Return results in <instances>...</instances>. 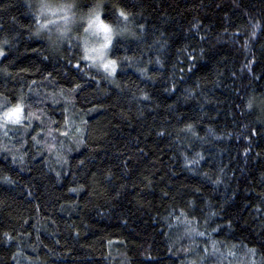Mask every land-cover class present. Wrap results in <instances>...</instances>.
<instances>
[{"label":"trees","instance_id":"16d2710c","mask_svg":"<svg viewBox=\"0 0 264 264\" xmlns=\"http://www.w3.org/2000/svg\"><path fill=\"white\" fill-rule=\"evenodd\" d=\"M0 52V264H264V0H0Z\"/></svg>","mask_w":264,"mask_h":264},{"label":"rangeland","instance_id":"374dc122","mask_svg":"<svg viewBox=\"0 0 264 264\" xmlns=\"http://www.w3.org/2000/svg\"><path fill=\"white\" fill-rule=\"evenodd\" d=\"M47 7L52 8V10H49V8L46 9L47 11L46 13H48L49 19H47L45 23L55 28L60 23H62L61 19L62 18L64 19L66 14L62 12H58L62 10L56 9L55 7H51L50 5H47ZM63 11H65V9H63ZM46 13H42V15L44 16L46 15ZM64 24H66V22ZM84 26L86 27L87 33L85 32L86 39L82 42L83 43L82 47L84 49L86 59L89 58V60H92L98 66H101L104 69H106L108 73L110 74L109 76L112 77L113 75L112 73L115 71V66L111 62L108 56L109 48L113 40V38L111 37L112 34L110 32L111 29L105 26H104L105 28L103 29L102 24L99 22L98 17L94 15H92L85 21ZM105 29H107V31ZM63 30H65V28ZM1 55H2V52H0V58H1ZM104 65H108V67L106 68L104 67ZM15 110L10 111L8 114L14 113ZM20 112H22V109H19V112H15V115H11L10 117L7 115L6 118L3 117L2 121L0 120V131L1 130L8 131L10 128H15L19 132H22L21 134L25 135L26 132H23V131H24V126L26 122L23 120ZM17 117H18V120H17ZM0 144H1L0 147L2 150V147L5 145V143L2 142Z\"/></svg>","mask_w":264,"mask_h":264},{"label":"snow or ice","instance_id":"6c2138e0","mask_svg":"<svg viewBox=\"0 0 264 264\" xmlns=\"http://www.w3.org/2000/svg\"><path fill=\"white\" fill-rule=\"evenodd\" d=\"M106 31H107V29H105ZM107 46V45H106ZM104 67H108V65H104ZM15 112H19V109H16L15 110ZM15 112L14 113H12V114H6V115H8L9 117L11 116V115H15ZM17 120H18V117H17Z\"/></svg>","mask_w":264,"mask_h":264}]
</instances>
